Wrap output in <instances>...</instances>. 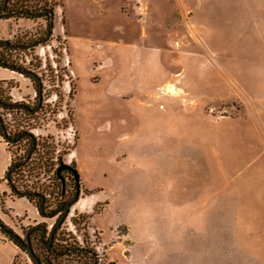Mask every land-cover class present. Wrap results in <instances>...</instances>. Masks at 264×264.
I'll return each instance as SVG.
<instances>
[{
  "label": "rangeland",
  "instance_id": "rangeland-1",
  "mask_svg": "<svg viewBox=\"0 0 264 264\" xmlns=\"http://www.w3.org/2000/svg\"><path fill=\"white\" fill-rule=\"evenodd\" d=\"M9 1L52 11L49 36L45 16L0 20V39L36 41L13 58L41 84L0 67L3 97L36 107L1 114L76 167L63 243L98 264H264V0Z\"/></svg>",
  "mask_w": 264,
  "mask_h": 264
},
{
  "label": "trees",
  "instance_id": "trees-1",
  "mask_svg": "<svg viewBox=\"0 0 264 264\" xmlns=\"http://www.w3.org/2000/svg\"><path fill=\"white\" fill-rule=\"evenodd\" d=\"M0 1V20L16 16L25 18L45 16L48 17L46 18L47 36L51 34V16L45 14V9L40 12L31 8L14 6L9 0ZM46 39L43 37L39 39V42ZM35 42L24 44L19 41L0 39V67L28 77L40 94L41 84L37 75L13 58L14 53L35 46ZM1 110L22 111L32 115L36 112V107L34 109L22 103H10L3 97L0 90V138L6 144V150L10 156L3 179L11 196L25 198L35 207L41 218L54 219L49 229L43 222L27 228L26 232H28L32 249V240H35L37 248L41 251L40 256L33 250L34 254L41 264H64L63 260L69 258H85L88 259L87 264H98L97 253L92 249L83 247L76 241L63 243L66 240L65 233L61 232V225L80 194L79 177L74 163H65L63 154L56 151V145H45V140L35 136L26 127L9 132ZM2 196L3 194H0V204H3ZM71 221L75 225V219ZM0 230L7 237L11 232L1 221Z\"/></svg>",
  "mask_w": 264,
  "mask_h": 264
},
{
  "label": "crops",
  "instance_id": "crops-1",
  "mask_svg": "<svg viewBox=\"0 0 264 264\" xmlns=\"http://www.w3.org/2000/svg\"><path fill=\"white\" fill-rule=\"evenodd\" d=\"M254 109V108H253ZM256 109H258L257 116L258 119L261 121V123L264 125V102L261 100L259 101V104L256 105ZM251 113V107L250 108H244L242 112V116L240 118H246L249 117V114ZM263 137H264V131H263ZM0 146L5 152V160L2 164V175L4 176L5 171L9 165L10 157L6 150V147L4 143L2 142L0 138ZM7 192L3 189L0 193ZM16 200H25L26 206H24L22 211L24 214L26 213V217L22 219V221H27V224L32 223V225L37 224L41 222V218L38 216V213L34 206H32L25 198H17ZM9 201L11 203L15 202L10 197L6 196V198L3 200V204H0V221L5 225L7 223L4 220V217H8V214L4 212L5 209H9L12 204H9ZM201 205L205 206L208 201L206 199L201 201ZM214 204H216V200L214 201ZM15 215L14 216H20V214L14 210L13 208L10 210ZM32 215V216H31ZM39 218H38V217ZM10 227V225H7ZM0 264H33L28 257L25 255V253L10 239L6 238V235L0 230Z\"/></svg>",
  "mask_w": 264,
  "mask_h": 264
},
{
  "label": "water",
  "instance_id": "water-1",
  "mask_svg": "<svg viewBox=\"0 0 264 264\" xmlns=\"http://www.w3.org/2000/svg\"><path fill=\"white\" fill-rule=\"evenodd\" d=\"M51 20L53 17L51 16ZM76 181L78 180L77 175L75 176ZM8 238L15 243L22 251H24L30 258L33 264H41L38 257L34 254L33 249L30 244V239L28 237V232L25 233L22 239L18 235L14 234L12 231L8 233Z\"/></svg>",
  "mask_w": 264,
  "mask_h": 264
},
{
  "label": "flooded vegetation",
  "instance_id": "flooded-vegetation-1",
  "mask_svg": "<svg viewBox=\"0 0 264 264\" xmlns=\"http://www.w3.org/2000/svg\"><path fill=\"white\" fill-rule=\"evenodd\" d=\"M2 8V7H1ZM46 11H45V14L46 15H50V16H52V11L51 10H49V9H45Z\"/></svg>",
  "mask_w": 264,
  "mask_h": 264
}]
</instances>
